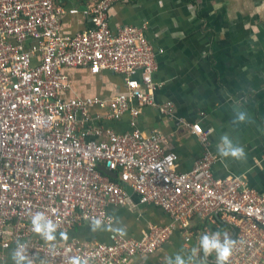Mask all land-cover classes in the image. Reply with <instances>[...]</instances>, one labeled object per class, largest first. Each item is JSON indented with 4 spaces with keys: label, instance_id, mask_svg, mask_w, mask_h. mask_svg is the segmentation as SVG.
<instances>
[{
    "label": "built area",
    "instance_id": "1",
    "mask_svg": "<svg viewBox=\"0 0 264 264\" xmlns=\"http://www.w3.org/2000/svg\"><path fill=\"white\" fill-rule=\"evenodd\" d=\"M114 1L94 0L87 12L91 26L68 36L61 16L76 9L66 12L56 0H0V264H8L17 241L45 264H68L75 256L88 264H129L155 254L194 215H217L244 242L228 264H264V194L240 177L212 175L216 159L197 122L188 128L201 156L185 172L176 170L175 154L164 152L161 133L139 129L144 107H158L169 118L175 111L171 102L156 101L162 50L149 42L145 25L110 29ZM64 68L111 71L121 75L124 90L108 99L70 96ZM93 107L103 112L91 113ZM125 114L130 131L104 128ZM99 166L115 172L116 180ZM143 205L160 208L170 223L149 225L139 239L46 242L30 223L34 213L44 212L59 234L88 224L86 216L111 223L109 207Z\"/></svg>",
    "mask_w": 264,
    "mask_h": 264
},
{
    "label": "crops",
    "instance_id": "2",
    "mask_svg": "<svg viewBox=\"0 0 264 264\" xmlns=\"http://www.w3.org/2000/svg\"><path fill=\"white\" fill-rule=\"evenodd\" d=\"M67 12L61 16V32L74 36L91 26L89 11L94 0H56ZM109 26H146V35L158 55L154 81L159 104L171 102L175 118L158 107H144L138 127L146 134L163 136L164 152L176 155L178 172L191 169L201 149L188 124L197 122L206 133L208 149L216 159L211 172L217 178L240 177L246 185L264 194V0H115L108 12ZM73 93L81 98L108 99L122 92L121 75L111 71L93 73L84 68H64ZM233 106L245 108L250 123L231 125ZM103 112L93 107L91 113ZM125 114L117 121L104 122L116 133L130 131ZM227 133L245 149L243 161L221 163L216 155L220 135ZM135 200V196H131ZM110 216L119 217L127 227L125 237L141 238L147 227L167 225L170 219L160 208L143 205L129 210L109 207ZM194 215L188 227L175 231L152 256L134 257L129 264H163L165 255H187L198 246L205 232L232 230L220 223ZM67 239L77 238L109 243L107 231L91 232L88 224L66 231ZM58 241H63L59 234ZM7 263L11 264L10 252ZM197 264H215V253L206 259L199 253Z\"/></svg>",
    "mask_w": 264,
    "mask_h": 264
},
{
    "label": "clouds",
    "instance_id": "3",
    "mask_svg": "<svg viewBox=\"0 0 264 264\" xmlns=\"http://www.w3.org/2000/svg\"><path fill=\"white\" fill-rule=\"evenodd\" d=\"M251 116L243 107L233 106L231 125L238 126L244 123H250ZM216 155L219 157L221 163L227 160L243 161L246 159L245 149L233 138L224 133L219 136L216 144ZM88 220L91 232L107 231L114 235L124 236L127 232V227L119 217L109 216L108 220L111 223H105L104 220L97 217H85ZM30 223L34 233L39 235L46 242H53L57 239V225L44 212H36L30 217ZM61 239H67L66 232H60ZM237 243H244L237 241L227 232L220 231L205 232L200 235L198 239V246L193 247L191 252L187 255L177 252L172 255H165L163 264H197V257L199 253H203V258L211 256L215 253V264H228ZM12 264H45L39 257H34L28 253V246L26 243L17 241L15 247L10 252ZM68 264H88L79 256L70 258Z\"/></svg>",
    "mask_w": 264,
    "mask_h": 264
},
{
    "label": "water",
    "instance_id": "4",
    "mask_svg": "<svg viewBox=\"0 0 264 264\" xmlns=\"http://www.w3.org/2000/svg\"><path fill=\"white\" fill-rule=\"evenodd\" d=\"M99 170L106 176H108L109 178L116 180L117 178V174L113 171H109L108 169H106V167L104 166H99ZM124 188L126 190V192L132 196V190L128 187L124 185ZM114 235V234H113Z\"/></svg>",
    "mask_w": 264,
    "mask_h": 264
},
{
    "label": "trees",
    "instance_id": "5",
    "mask_svg": "<svg viewBox=\"0 0 264 264\" xmlns=\"http://www.w3.org/2000/svg\"><path fill=\"white\" fill-rule=\"evenodd\" d=\"M113 180V179H112Z\"/></svg>",
    "mask_w": 264,
    "mask_h": 264
}]
</instances>
